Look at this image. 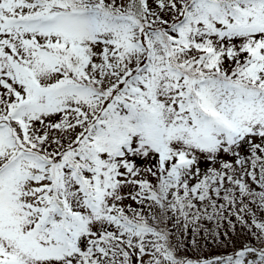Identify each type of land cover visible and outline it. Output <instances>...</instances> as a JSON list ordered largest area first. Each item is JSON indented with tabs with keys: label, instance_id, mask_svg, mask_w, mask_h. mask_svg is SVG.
I'll return each mask as SVG.
<instances>
[{
	"label": "snow or ice",
	"instance_id": "1",
	"mask_svg": "<svg viewBox=\"0 0 264 264\" xmlns=\"http://www.w3.org/2000/svg\"><path fill=\"white\" fill-rule=\"evenodd\" d=\"M0 264H264V0H0Z\"/></svg>",
	"mask_w": 264,
	"mask_h": 264
},
{
	"label": "trees",
	"instance_id": "2",
	"mask_svg": "<svg viewBox=\"0 0 264 264\" xmlns=\"http://www.w3.org/2000/svg\"><path fill=\"white\" fill-rule=\"evenodd\" d=\"M237 233L238 235L233 236V240L235 241V245L239 247L243 243L246 242L245 234L240 229L239 225H237ZM233 246L229 244L227 247L222 245L212 244L210 242H205L201 240V250L198 252H194L189 250L188 255L193 257H201V258H213L215 256H226L232 254Z\"/></svg>",
	"mask_w": 264,
	"mask_h": 264
}]
</instances>
